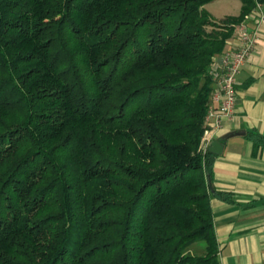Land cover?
Instances as JSON below:
<instances>
[{
  "label": "trees",
  "instance_id": "obj_1",
  "mask_svg": "<svg viewBox=\"0 0 264 264\" xmlns=\"http://www.w3.org/2000/svg\"><path fill=\"white\" fill-rule=\"evenodd\" d=\"M211 1L0 0V264H219Z\"/></svg>",
  "mask_w": 264,
  "mask_h": 264
},
{
  "label": "crops",
  "instance_id": "obj_2",
  "mask_svg": "<svg viewBox=\"0 0 264 264\" xmlns=\"http://www.w3.org/2000/svg\"><path fill=\"white\" fill-rule=\"evenodd\" d=\"M261 4L264 7V1ZM242 6L240 0H213L203 8L213 21L220 22L238 17ZM241 24L252 27L251 19ZM238 43L235 27L222 52L235 49ZM235 88L232 117L222 121L218 136L211 139L231 132L242 134L222 140V154L215 156L211 168L217 258L219 264H264V148H256L247 138L249 132L264 135V22L256 50L237 74ZM209 137L212 134L204 135V139Z\"/></svg>",
  "mask_w": 264,
  "mask_h": 264
},
{
  "label": "built area",
  "instance_id": "obj_3",
  "mask_svg": "<svg viewBox=\"0 0 264 264\" xmlns=\"http://www.w3.org/2000/svg\"><path fill=\"white\" fill-rule=\"evenodd\" d=\"M245 18L251 19L252 27L248 28L243 24L236 26L239 41L237 47L222 52L209 69L208 74L213 83V92L212 105L210 104L207 109L206 129L201 140L203 152H207L206 149L212 142L211 139L218 136L222 121L232 117L237 94L236 76L256 50L260 26L264 22L263 4L256 2L254 10ZM207 133L212 134V138L204 139Z\"/></svg>",
  "mask_w": 264,
  "mask_h": 264
},
{
  "label": "water",
  "instance_id": "obj_4",
  "mask_svg": "<svg viewBox=\"0 0 264 264\" xmlns=\"http://www.w3.org/2000/svg\"><path fill=\"white\" fill-rule=\"evenodd\" d=\"M238 135H242L239 134L237 132H231L228 134H225L223 137H221L220 139H216L213 140L212 142H210L209 146L207 147L206 151L214 156H220L222 154L223 151V144H222V140H227L230 139L232 137L238 136ZM207 182L210 188V191L213 192L212 186H211V180L209 179V177H207Z\"/></svg>",
  "mask_w": 264,
  "mask_h": 264
},
{
  "label": "rangeland",
  "instance_id": "obj_5",
  "mask_svg": "<svg viewBox=\"0 0 264 264\" xmlns=\"http://www.w3.org/2000/svg\"><path fill=\"white\" fill-rule=\"evenodd\" d=\"M204 251V244L202 242H196L191 247L190 250L192 253H195V255H199L202 253V250Z\"/></svg>",
  "mask_w": 264,
  "mask_h": 264
}]
</instances>
